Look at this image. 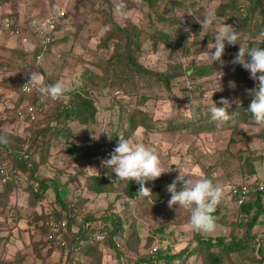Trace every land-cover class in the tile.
<instances>
[{
  "label": "rangeland",
  "instance_id": "374dc122",
  "mask_svg": "<svg viewBox=\"0 0 264 264\" xmlns=\"http://www.w3.org/2000/svg\"><path fill=\"white\" fill-rule=\"evenodd\" d=\"M108 2L0 0V19L23 25L30 18H42L59 9L64 12L63 18L58 21L59 28L53 35L55 44L43 55L34 70L43 74L48 83L62 81L69 89L85 84L96 107L95 123L88 127L69 123L71 136L66 142L52 138L46 152L47 159L37 166L34 179L57 181L58 190L66 189L61 200L65 204H75L74 231L86 217L99 220L107 215L115 216L121 225V231L115 236L121 251L120 259H116L115 252L102 243L96 246L93 253L79 256L73 263L74 260L67 261L65 253L59 248L47 244L43 231L45 220L55 216L61 219L64 212L60 211V206L54 200L50 182L46 183L48 190L42 200L29 206L25 187L34 182L16 170L14 173L20 181L4 187L9 189L7 193L3 192V184L0 183V264H134L140 257L154 254L152 249H157V254L162 255L168 246L174 251L190 248L201 253L203 251L196 246L194 232L188 227L191 211L178 205L169 207L168 204L170 194L166 188L176 179L178 171L189 175L194 181L203 174L224 188L218 204L216 231L211 235L199 232L203 238L223 237L227 241L233 235L240 237L243 230L238 227V211L230 199L228 188L232 185H264V125L257 124L253 119L244 123L240 118L242 101L252 97L245 88V79L250 73L241 65L231 63L239 45L231 46L225 42V52L221 57L223 64L216 62L211 65L203 61L200 55L205 50L211 51V42L214 43L222 23L236 29L240 35L238 44L252 48L261 40L249 34L259 22L258 16L257 21L252 19L243 30L236 26V13L229 12L227 8L230 0H157L152 11L139 0ZM238 4L242 8L245 1L238 0ZM209 11L215 12L216 20L205 29L201 24ZM156 15H161L166 21L157 22ZM109 21L130 34L137 33L138 49L134 56L142 67L175 76L168 91L153 79L135 76L133 83L137 99L123 96L115 86L114 78L111 80L108 77L107 69L110 66L107 63L111 64L108 57L114 56V44L120 41L119 44L123 46L125 41L123 34L119 33H114L116 37L106 38L112 31ZM105 25H111L107 33L102 31ZM158 31L180 37V48L172 54L161 44L153 49L150 36ZM25 48L17 39L0 30V138L8 142L28 140L31 133L43 125L42 120L38 119L39 113L35 121L28 123L24 119L28 109L34 106L17 91L20 77L29 72L26 64L30 63V58L20 59V49L26 52ZM17 61L24 66L21 71H17ZM190 64L208 65L211 69L196 79L185 75L184 70ZM139 95L148 97V100L140 101ZM222 97L231 104L226 109L231 115L227 122L212 120L213 123L204 125L201 131L192 128L174 132L165 130L167 122L173 121L179 125L181 121L185 125L186 120L197 119L203 106L210 110L214 104L223 107L219 104ZM132 110H138L146 118L157 121V129L137 128L127 135L126 115ZM117 122L120 127L109 130V125ZM111 134L118 135L115 145L120 138H125L134 143H143L159 156L163 169L168 172L150 181L154 182L155 189L158 188L157 191L151 188L150 198L139 194L128 204L129 200L121 194L123 184L114 191L98 195L88 191L91 177L98 175L99 163L108 158L116 147L97 145H107L113 138ZM82 141L87 142L83 156L74 162L67 149L71 144L78 145ZM245 158L251 161V165L243 166ZM33 160L38 161V156H33ZM7 167L11 177L15 169L10 159L7 160ZM182 187V183H178L177 191ZM160 195L162 198L167 196L162 203L155 201ZM116 196L120 198L115 199ZM109 227L112 225L109 224ZM251 233L258 239H264V213ZM256 249L258 246L254 245L242 256L231 255L224 264H259L252 262V259L258 261ZM262 250L264 254V246ZM198 253L189 257L184 264H202L203 255Z\"/></svg>",
  "mask_w": 264,
  "mask_h": 264
},
{
  "label": "trees",
  "instance_id": "16d2710c",
  "mask_svg": "<svg viewBox=\"0 0 264 264\" xmlns=\"http://www.w3.org/2000/svg\"><path fill=\"white\" fill-rule=\"evenodd\" d=\"M101 1L106 4L109 3L108 0ZM139 1L144 3L151 11L153 10L157 2V0ZM242 1H245V6L242 8H240L238 0H230L227 8L228 10H230L229 12L236 13V26L243 30L247 27L252 19L257 21L256 17L258 16L259 22L254 25L252 31H249V34L253 38L256 36L260 37V33L264 32V0ZM156 20L157 22L166 21V19L161 15H156ZM109 24L112 25V31L106 38L116 37L114 33H119L123 34L122 37L125 41L123 46L119 44L120 41H117L114 44V56L112 57V55H110L108 57V62H110L111 64L107 63L110 66L109 70L107 69L108 77L110 79L114 78L115 86L123 93V96L136 98L137 92L135 91V86L133 83V79L135 76H146L149 79H153L166 91H168L170 82L175 76L166 72H153L142 67L136 61V58L134 56V53L138 49L137 33L130 34L129 32L117 27L110 21ZM58 28L59 23H57L55 30H57ZM150 38L152 40L153 49L158 44H161L163 48L167 49L170 54L180 48L181 45L180 37H172L169 33L163 31H158L154 35H151ZM260 38L261 40L253 47L264 48V37ZM55 42V39H52L49 42L46 52L52 48ZM250 47L251 46L248 45V48ZM20 50L22 51V53H20V59H22V61L27 58H30L31 60L30 63L26 64L27 69L29 68V72H27V75H30L38 67V65L34 62V55L38 53V49H36L32 53L24 52L22 49ZM20 61H17V71H21L24 68ZM210 69L211 68L208 65L196 66L194 64H190V66L186 68L184 72L185 75L197 79V77L199 76L206 75L210 71ZM86 76L89 77V74H87ZM51 84L52 83H48L47 80L43 81V86ZM80 86L70 88V91L66 94L68 96L67 106L54 104L51 108L42 111L39 105H37L35 97L32 95L25 96L21 94L18 85L17 91L19 95H21V97L28 98L30 104L34 106L37 112H39L38 119L42 120L43 125H40L38 128H36L35 131L31 133V136L28 140H13L14 142H8V140H5V138H0V161L1 159H10V161H13V168L15 169L12 171L11 177H8L6 181H2V175L0 174V183L3 184V192L7 193L9 189H6L4 187L13 186L20 181V178L16 176L14 172L18 170L20 173H23L25 175V178H28L30 181L34 182L33 184H27L25 187L28 204L29 206H34L35 203H39V201L42 200L43 194L48 190V185L46 183L50 182V185L53 188L54 200L60 206V211L64 212V215L63 218L61 217V219H57L55 216L49 217L45 220L43 227L44 240L47 244L52 245L54 248H59L51 240L46 239V224L49 219L64 221L66 229L65 232L62 233V238L64 240L65 247L59 249L60 251H63L65 253L67 261L72 262V260H74L73 263L76 262L79 256L82 257V255L93 253L96 246L102 243H105L115 252L116 259H120L121 251L118 249L119 245L116 243L115 236L121 231V225L120 221L115 216L107 215L105 217H101V219L99 220H95L93 219V217H86L81 221L80 225H78L74 231L72 230V225H74L76 217L73 213L75 204H72L71 202L65 204L61 200L62 196L67 192L66 189L60 188L58 190L59 185L57 181H49L47 179H34V174L36 173L37 166L44 163L47 159L46 152L48 147L50 146V140L52 138H60L66 142L67 139L71 136L70 129L68 128L69 123L75 122L84 127H88L89 125L95 123L96 107L94 105V100L88 93V87L85 84L81 87ZM255 87L256 82H254L250 78V76L245 79L246 89L250 90L254 89ZM139 99L140 101L144 102L145 100H148V97L139 95ZM250 103L251 99L249 98L245 99L241 103L242 108L240 107V118L244 123L249 119L254 120L252 114L248 111ZM200 110V115L197 119L193 121L186 120L185 123H187L185 125H183L181 121H179V125H176L175 123H173V121L167 122L165 130L174 132L183 128H192L194 131H201L204 125H211L213 123V119L211 110L207 106H203L202 108H200ZM126 123L128 125L127 135L132 134L137 128L151 130L155 127V129H157L158 124L157 121L146 118V115L138 110H132L130 114L126 115ZM118 127H120L119 122H117L115 125L110 124L109 130H114ZM117 139L118 135L114 134L113 138L110 139L107 145H105V143L96 144L99 147H114L117 146L115 145ZM85 145H87V142L82 141L78 145L71 144V146L68 147L67 153L74 162H77L81 158V156H83ZM25 146L26 148H24ZM5 151L7 152L6 154ZM35 155L38 156V161H36L37 163L33 160V156ZM249 165H251V161L248 158L243 159V166ZM91 180L92 183L87 186V189L88 191L97 195L114 191L122 184L123 188H121V194H123V197L126 200H129L128 204L139 195L138 191L140 185L137 182L125 181L116 178L113 175L111 169H106L101 166V162L99 163L98 175L92 176ZM154 186V182L149 181L145 183V187L150 189L154 188V190L157 191L158 188L155 189ZM119 198V196L115 197V199ZM165 198H167L166 195H164L163 198L160 195L155 199V201L158 203H162ZM236 208L238 211L237 215L240 219L238 227L243 230V234L240 237H236L233 235L229 240L225 241L223 237H216L214 239L203 238L199 234V232L193 231L196 246L203 251L201 252L202 254L199 251L198 253L195 251V249L192 250L190 248H186L181 251H174L172 250L171 246H168L167 251L162 255L157 254L158 250L155 249L154 254L142 256L137 261H135L134 264H173L174 262H177V264H184L189 257L193 256L196 253H198L200 256L203 255L202 264H224L228 260H230L229 256L234 254L242 256L244 252H248L249 248L254 245L258 246V249H256V256L258 257V261L252 259V262L264 264V254L262 253L264 239H258L251 233L252 228H254L259 222V217L264 213V205L259 202L258 194L253 193L249 196L244 204L236 206ZM218 212L219 208L217 206L213 213V216L216 218V222H218ZM95 222L103 224L106 230V236L101 243L90 241V236L93 233V224ZM109 224L112 225L111 228L109 227ZM85 225H87V227H84ZM112 238L114 239V241L112 240ZM80 241H83L81 245H79ZM70 249H76V252H73ZM155 254L157 255L153 257V255Z\"/></svg>",
  "mask_w": 264,
  "mask_h": 264
},
{
  "label": "clouds",
  "instance_id": "9594fccd",
  "mask_svg": "<svg viewBox=\"0 0 264 264\" xmlns=\"http://www.w3.org/2000/svg\"><path fill=\"white\" fill-rule=\"evenodd\" d=\"M215 20V12L209 11L201 26L207 29L213 25ZM110 29L111 25H105L102 31L107 33ZM260 37H264V32L260 33ZM239 39L240 35L234 27L222 23L218 27L214 43L211 42V51L205 50L200 55L203 61L211 65L216 62L223 64L221 57L225 52V42L231 46L239 45V50L231 63L241 65L250 73V78L256 82V87L248 90L252 97L248 111L257 124L264 125V48L242 46L237 43ZM29 76L28 82L22 86L25 92L36 89L53 101L68 98L66 94L70 89L62 81L40 86L43 85V74L33 71ZM219 104L223 107H217L214 104L211 108L212 119L218 122H227L231 115L227 113L226 109L230 108L231 104L228 99L223 97L219 100ZM101 166L111 169L113 175L118 179L137 182L140 185L138 193L145 198L152 196L151 189L145 187V183L155 181L163 173L168 172L163 169L161 160L153 149L146 147L143 143H134L125 138L119 139L109 157L101 160ZM178 173L176 179L166 188L170 194L169 207L178 205L191 211L188 223L190 230L207 235L214 234L217 224L213 213L223 197V186L214 183L203 174L201 178L194 181L189 175L182 174L180 171ZM186 176L187 179H185ZM178 183L183 185L180 191H177Z\"/></svg>",
  "mask_w": 264,
  "mask_h": 264
},
{
  "label": "built area",
  "instance_id": "2783aa9c",
  "mask_svg": "<svg viewBox=\"0 0 264 264\" xmlns=\"http://www.w3.org/2000/svg\"><path fill=\"white\" fill-rule=\"evenodd\" d=\"M63 16L64 12L59 9L55 13L42 18H30L23 25H15V22H10L8 19H0V30L7 34V36L17 39L21 45L26 47L25 51L27 53H32L33 51L38 49V53L34 55V62L38 64L43 55L46 53L49 42L54 39L53 35L57 23L63 18ZM29 78V75H22L20 77L19 91L25 96H34L37 105H39L42 111L51 108L54 104H61L62 106L68 105V98L53 101L43 96L36 89H33L31 92H25L22 89V86L28 82ZM38 113L39 112H37L34 107L29 108L25 113L24 119H26L28 123L35 121ZM8 172L9 170L7 167V161L5 159H1L0 174L2 175V181H6L8 179ZM228 192L230 199L236 206L244 204L249 196L253 193L258 194L259 202L264 205L263 184L238 186L232 185L228 188ZM84 227H87V225H85ZM65 229L66 227L64 221L49 219L46 224V239L51 240L59 248L65 247V243L62 238V233L65 232ZM105 236L106 230L104 225L99 222H95L93 224V233L90 236V241L101 243L104 240ZM82 242L83 241H80L79 245H81ZM70 250L76 252V249ZM151 251L154 252L155 249H152Z\"/></svg>",
  "mask_w": 264,
  "mask_h": 264
},
{
  "label": "crops",
  "instance_id": "0c3cea01",
  "mask_svg": "<svg viewBox=\"0 0 264 264\" xmlns=\"http://www.w3.org/2000/svg\"><path fill=\"white\" fill-rule=\"evenodd\" d=\"M10 95V94H9ZM11 96V95H10Z\"/></svg>",
  "mask_w": 264,
  "mask_h": 264
}]
</instances>
